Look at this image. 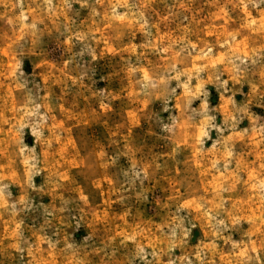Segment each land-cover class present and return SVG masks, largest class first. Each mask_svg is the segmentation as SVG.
<instances>
[{"label":"rangeland","instance_id":"rangeland-1","mask_svg":"<svg viewBox=\"0 0 264 264\" xmlns=\"http://www.w3.org/2000/svg\"><path fill=\"white\" fill-rule=\"evenodd\" d=\"M0 264H264V0H0Z\"/></svg>","mask_w":264,"mask_h":264}]
</instances>
